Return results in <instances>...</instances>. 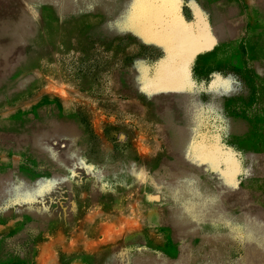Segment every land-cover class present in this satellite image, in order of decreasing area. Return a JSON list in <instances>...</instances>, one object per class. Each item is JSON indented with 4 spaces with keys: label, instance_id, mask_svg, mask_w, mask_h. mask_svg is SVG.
Listing matches in <instances>:
<instances>
[{
    "label": "rangeland",
    "instance_id": "1",
    "mask_svg": "<svg viewBox=\"0 0 264 264\" xmlns=\"http://www.w3.org/2000/svg\"><path fill=\"white\" fill-rule=\"evenodd\" d=\"M0 264H264V0H0Z\"/></svg>",
    "mask_w": 264,
    "mask_h": 264
},
{
    "label": "snow or ice",
    "instance_id": "2",
    "mask_svg": "<svg viewBox=\"0 0 264 264\" xmlns=\"http://www.w3.org/2000/svg\"><path fill=\"white\" fill-rule=\"evenodd\" d=\"M136 2L138 3H144V4H155V3H159L161 2V0H136ZM163 3L165 4H170V3H175V2H178V0H162ZM130 20L133 19V17H129ZM148 23H151V19L150 18H146L145 19V24H148ZM209 40L210 42H214V41H211V35H210V32H209ZM233 82L229 81V82H226L223 87L225 88H231V85H232Z\"/></svg>",
    "mask_w": 264,
    "mask_h": 264
},
{
    "label": "bare ground",
    "instance_id": "3",
    "mask_svg": "<svg viewBox=\"0 0 264 264\" xmlns=\"http://www.w3.org/2000/svg\"><path fill=\"white\" fill-rule=\"evenodd\" d=\"M145 5V4H144ZM150 5V4H149ZM155 7V6H154ZM153 8V7H152ZM150 10V9H149ZM147 11V10H146ZM143 12V11H142ZM142 15V14H141ZM144 16V15H143ZM136 21H138V20H136ZM139 23V22H138ZM143 24V23H142ZM181 36V35H180ZM176 38V37H175ZM175 38H174V40H175ZM178 38H179V36H178ZM173 40V39H172ZM179 40H181V39H179ZM176 41V40H175ZM178 43V42H177ZM189 50V49H188ZM22 51V50H21ZM182 53V52H181ZM181 55V54H180ZM170 78H171V76H170Z\"/></svg>",
    "mask_w": 264,
    "mask_h": 264
}]
</instances>
